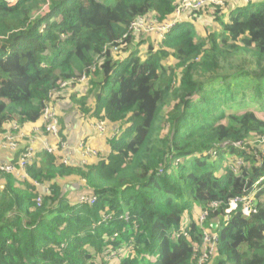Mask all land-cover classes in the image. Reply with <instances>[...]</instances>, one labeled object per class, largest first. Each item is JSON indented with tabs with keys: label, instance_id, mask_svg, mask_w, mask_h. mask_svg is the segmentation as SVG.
Instances as JSON below:
<instances>
[{
	"label": "trees",
	"instance_id": "obj_1",
	"mask_svg": "<svg viewBox=\"0 0 264 264\" xmlns=\"http://www.w3.org/2000/svg\"><path fill=\"white\" fill-rule=\"evenodd\" d=\"M180 2L0 0V133L38 120L60 82L82 75L88 91L73 100L116 127L96 163L43 150L24 181L0 170V264H198L204 228L219 235L204 264H264V182L256 212L244 201L226 212L264 176V109L248 107L264 97V0L208 5L193 18L215 21L205 37L184 21L141 57L132 23L166 21ZM71 175L94 204L68 200L59 179Z\"/></svg>",
	"mask_w": 264,
	"mask_h": 264
},
{
	"label": "crops",
	"instance_id": "obj_2",
	"mask_svg": "<svg viewBox=\"0 0 264 264\" xmlns=\"http://www.w3.org/2000/svg\"><path fill=\"white\" fill-rule=\"evenodd\" d=\"M205 26L207 25L205 24ZM88 88V80L77 83L61 91L54 100L61 125L60 137L65 142V146L57 148L54 154L57 155L60 162L62 161L66 165L84 166L85 164L96 163L101 157L108 155L110 152L109 136L116 134L115 124H109L111 122L107 120L91 117L84 112L83 107L78 102L73 100L72 95L78 98L85 96ZM94 101L90 97L87 101V108H93ZM4 134H12L16 137L17 148L13 149L8 145ZM30 142H33L38 153L42 151L46 143L52 146L56 145L52 135L45 131L41 118L23 125H18L15 120L5 123L4 131L0 135V165L5 163L17 164ZM83 142H88L91 145L95 151L94 154H87L82 146ZM1 174L0 172V188L4 186ZM14 176L19 181L28 178L26 170H22L19 175L14 174ZM35 184L41 194L49 192L48 184L36 182ZM59 184L71 203H78L81 196L88 190L84 178L78 175L60 178Z\"/></svg>",
	"mask_w": 264,
	"mask_h": 264
},
{
	"label": "built area",
	"instance_id": "obj_3",
	"mask_svg": "<svg viewBox=\"0 0 264 264\" xmlns=\"http://www.w3.org/2000/svg\"><path fill=\"white\" fill-rule=\"evenodd\" d=\"M229 0H181V2L177 5V8L175 10V13L173 16H171L166 21H159L158 18L153 14H146L143 16L138 17L131 25L132 32L138 33L143 24H149L151 25L150 20H153L151 27L148 30H158L159 33L162 34L163 38L165 37V34L169 32L175 25L178 23L184 22V21H191L193 20L195 13L203 10L208 5H225L226 2ZM127 37V35L125 36ZM124 37V38H125ZM123 43V40L120 41V44ZM123 45H121L122 47ZM119 46H116V49ZM88 77L86 75H82L77 81L76 79H72L70 81H64L60 82V88L56 90L52 94L51 100L47 103L45 106L42 115L41 120L43 122V126L45 128V131L48 132L56 141V145H48L47 143L43 146V150H46L48 152L54 153L55 150L61 146H65V142L60 137L61 132V125L60 120L58 117V113L55 106V98L59 93L68 87L75 85L77 83H81L84 81H87ZM17 127V125H16ZM3 132L0 133L2 135ZM6 135V134H4ZM32 140V139H31ZM6 141L10 147L13 149L17 148V140L16 137L12 134L6 135ZM237 146H241L242 143H236ZM82 146L84 147L87 154H94V150L91 147V145L88 142H83ZM264 151V149H263ZM38 156V150L34 146L33 142H30V144L25 148L24 152L21 154L19 161L17 164L13 163H5L0 165V170L3 172L11 173V174H17L19 175L22 170H26V167L28 164L32 163L37 159ZM242 161L238 160V164H241ZM85 180V179H84ZM86 182V180H85ZM264 182V176L259 178L255 184V188L250 193L249 196L244 197H237L233 199L236 203V205H239V202L244 201L245 202V209L249 210V215L251 213L256 212L257 208L256 206H253L252 204V197L260 191L261 187L260 184ZM87 186V184H86ZM4 186H1L3 188ZM88 190L81 196L79 202L81 203H87V204H94L96 202V196L93 194V191L87 186ZM38 205L41 206L42 204V197L37 198ZM218 203H212V208H218ZM203 215L200 216V223L203 224V221L208 216V212L205 211L202 213ZM186 227L182 228V231L184 232ZM218 234L214 233L212 230H209L208 228H204V241L203 246L201 250V254L199 255V261L198 264H204L206 261L209 260V258L214 254L215 248L218 242ZM199 252L200 250H197Z\"/></svg>",
	"mask_w": 264,
	"mask_h": 264
},
{
	"label": "rangeland",
	"instance_id": "obj_4",
	"mask_svg": "<svg viewBox=\"0 0 264 264\" xmlns=\"http://www.w3.org/2000/svg\"><path fill=\"white\" fill-rule=\"evenodd\" d=\"M250 1L251 0H229V3H230V5H242V4L246 5ZM253 1L259 2L261 0H253ZM194 20L195 19H193L191 21L194 22L195 28H196V30L198 32V35H200L202 37H205L207 35V33H208L207 32L208 28H211L215 24L214 23L215 21H211V19H208V18H203V20L199 21V22L198 21H194ZM225 20H227V18ZM150 22H151V25H152L153 20H150ZM204 23L207 26H211V27L205 26ZM151 25L144 23L142 28H141V30L138 33L134 34L135 41L141 42L140 48H138V50L140 51L141 57H143V58L146 57L147 52L149 51V47L151 46V44H154L155 46H157L159 40L163 39L162 34L159 33L158 30H148L149 28H152ZM123 46H124V48H129V44H126V45H123ZM115 55L117 56L118 54L115 53ZM249 90H250V92H249L250 93V97H253L252 94H255L254 93L255 89L251 87ZM259 100L260 101H258L257 99L253 100V98H250L248 100V102H250L248 107L254 108L256 110H261V107H263V109H264V97L263 98H259ZM262 114L264 115V112H262ZM109 124H112V123H109ZM157 124H158V122H157ZM109 137L112 138L113 135L111 134ZM237 159H239V158H237ZM237 208H238V206L236 205V203L231 200L230 208L226 212L230 213V212H232L233 210H235ZM243 212H244V214L249 215V210L248 209L243 208ZM198 213L199 212H195V217L198 218L199 221H200L201 220L200 216L203 215V214L202 213L198 214ZM219 222H220L219 218H215L213 220V223L219 224ZM217 236L219 238V235H217Z\"/></svg>",
	"mask_w": 264,
	"mask_h": 264
},
{
	"label": "water",
	"instance_id": "obj_5",
	"mask_svg": "<svg viewBox=\"0 0 264 264\" xmlns=\"http://www.w3.org/2000/svg\"><path fill=\"white\" fill-rule=\"evenodd\" d=\"M212 227H213V229L216 231V230H217V227H218V224L213 223V224H212Z\"/></svg>",
	"mask_w": 264,
	"mask_h": 264
}]
</instances>
